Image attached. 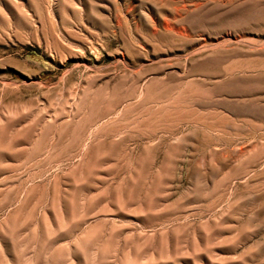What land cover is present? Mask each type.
Listing matches in <instances>:
<instances>
[{
	"label": "rangeland",
	"instance_id": "obj_1",
	"mask_svg": "<svg viewBox=\"0 0 264 264\" xmlns=\"http://www.w3.org/2000/svg\"><path fill=\"white\" fill-rule=\"evenodd\" d=\"M0 264H264V0H0Z\"/></svg>",
	"mask_w": 264,
	"mask_h": 264
}]
</instances>
